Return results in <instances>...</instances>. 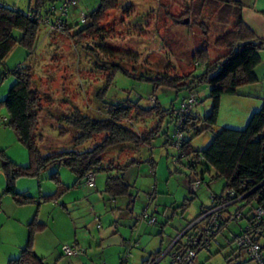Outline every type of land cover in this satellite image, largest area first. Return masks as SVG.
I'll use <instances>...</instances> for the list:
<instances>
[{
	"label": "rangeland",
	"instance_id": "rangeland-1",
	"mask_svg": "<svg viewBox=\"0 0 264 264\" xmlns=\"http://www.w3.org/2000/svg\"><path fill=\"white\" fill-rule=\"evenodd\" d=\"M193 1L118 0L116 8L109 10L100 22L101 28L106 30L102 32V36H87L80 41L72 38L68 30L51 31L48 26L41 24L31 53L28 54L29 50L25 46L17 44L0 65V101L6 97L15 81L12 71L20 66H32L34 85L41 97L42 106L35 131L41 154L91 149L102 135L75 147L74 139L79 132L60 123L55 115L70 114L78 108L89 116H102L95 96L97 90L104 86L109 70L102 71L95 67L93 61L96 58L99 64L118 62L133 76L140 72L153 75L165 72L181 76L193 68V75L203 72V66L195 65L191 54L195 45L205 39V36L214 56L216 55L218 50L212 44L216 33L211 26L215 13L206 7L202 18L188 15L187 7ZM0 2L26 11L29 7H34L37 0ZM52 4L58 10L59 0H42L40 9L43 16ZM98 5L99 0H78L77 5L71 7L67 14L70 31L83 27L80 12L87 15ZM57 12L50 15V19H54ZM184 18L189 19L188 23H183ZM174 19L178 21L175 22ZM200 21L206 22L207 34L200 27ZM13 36L20 37V32L13 31ZM108 49L115 53H110ZM94 54L97 55L96 58ZM260 64L264 66V51ZM3 73L6 74L2 75ZM128 74L121 70L114 74L104 93L105 100L114 102L127 98L132 101L139 99L142 106L150 107L153 96L158 99L161 109L168 111L171 105L178 106L188 95L187 90L176 91L164 86L154 89L152 82L139 80ZM256 84L257 86L243 85L234 95H222L217 121L211 129L196 134L190 127L184 132L191 149H204L213 135L223 128L243 129L251 113L262 105L259 96L250 95L262 91L264 79ZM209 90L210 85L206 82L195 90L198 103L193 108L194 119L190 121V125L197 124L200 129L206 126L203 118L211 108ZM249 92L250 95L247 94ZM5 118L7 109L0 103V150L4 153L0 152V165L7 158L15 164L26 166L30 163L28 148L18 141L11 127L4 125ZM157 126V136L149 145L138 149L131 144L120 150L119 147H113L104 155L103 167L109 166L108 161L124 164L129 159L137 160L124 171L125 179L131 185L130 192L134 195V202L130 206L132 211H128V216L121 215L122 210L113 208V201L103 192L101 182L105 181L108 173L105 170L95 174L96 186L93 188L87 187L84 179L76 183L75 176L66 166L53 165L37 176H21L18 179H23V189L28 191L24 194L34 197L35 202L19 205L9 195L2 193L6 176L0 168V211L5 212L0 215V264H8L10 259L19 256L29 239V224L35 218L44 223L45 227L40 229L37 224L32 225V248L37 255L45 257L44 264H141L144 258L154 253L158 255L156 260L160 259L158 264L169 263L170 254L175 249H170V246L180 236L183 227L192 224L189 222L196 218L200 209L211 205L212 195L221 193L224 180H211L214 177V171L211 170L193 190L192 184L188 182L198 177L195 174L200 172L202 166H197L194 171L178 161L176 146L167 140L172 131L169 114L165 113L162 118L155 113L142 117L135 120L132 128L142 132ZM181 160L184 162L183 158ZM55 173L68 188L54 199L44 200L57 190L58 183L52 179ZM18 190L16 189L17 192ZM39 203L41 204L38 205ZM127 203V197L116 200L120 207H125ZM110 220L116 221L111 227ZM229 225L225 230L228 239L220 233L216 237L219 244H212L209 251L200 250L194 264H236L237 261L233 258L235 243L230 246L228 244L233 236L240 233L245 221H231ZM107 229L109 240L113 242L101 244L102 230ZM194 230L196 229L181 237L180 243H185L187 236ZM114 241L123 244L121 246L124 252L121 253L120 260L116 254L118 248L115 247L120 245L116 242L114 244ZM258 242L260 245L264 244V235L259 236ZM64 245L71 246L79 253L64 255L61 250ZM261 253L264 259V250ZM242 257L246 259L244 264H256L244 254Z\"/></svg>",
	"mask_w": 264,
	"mask_h": 264
},
{
	"label": "trees",
	"instance_id": "trees-1",
	"mask_svg": "<svg viewBox=\"0 0 264 264\" xmlns=\"http://www.w3.org/2000/svg\"><path fill=\"white\" fill-rule=\"evenodd\" d=\"M41 4L42 0H37L34 7L22 11L18 7H9L0 2V65L3 64L4 59L17 44L25 46L29 50L28 54L31 53L39 34L40 18L43 16L40 9ZM117 4L118 0H99L98 7L87 14V21L85 23L80 22L83 25L81 29L70 31L71 26H68L67 17H65L62 19L61 30H68L72 38L77 41L96 34L102 36V32L106 30L101 28L100 22L109 10L116 8ZM49 7L45 10V15H50ZM206 7L215 13L211 26L216 35L212 44L218 52L214 56L205 35V39L195 45L191 56L195 65L203 66V72L199 75H193V68L181 76L170 75L165 72L155 75L140 72L136 74L137 76H133L128 74L118 62L97 63L98 58L94 54L96 60L93 61V64H96L95 67L102 71L109 70L104 86L97 90L95 96L102 116L95 118L82 113L78 108H75L70 114L55 115L60 123L79 132L74 139L73 145L75 147L82 146L85 142L102 135L101 139L91 149L85 151L71 150L48 155L41 154L35 131L38 114L42 110V106L41 97L34 85V70L30 65L20 66L13 70L15 81L9 88L6 97L0 101L7 109L4 125L11 127L15 131L18 141L28 148L30 163L21 166L7 158L3 159L0 168L5 173L6 185L2 193L9 195L19 205L33 203L35 202L34 197L16 191L15 183L21 176H37L48 167L60 165L70 169L77 183L79 180H85L89 171L96 174L100 170H105L108 173L105 179L104 193L113 200L119 197H127V207L129 211H132L130 206L134 202V195L130 192L131 185L126 181L124 171L137 160L129 159L124 164H114L108 161L109 166L103 167L104 155L113 147H119L120 150L124 149L125 145L131 144L138 149L140 146L149 145L152 139L157 136L159 126L142 132L134 130L132 126H134L135 120L142 117L151 116L155 113L162 118L167 113L172 121L173 129L172 109L174 105H171L167 111L161 109L157 98L150 107L142 106L139 99L132 101L127 98L114 102L105 100L104 93L114 74L121 70L139 80L152 82L154 89L164 86L176 91L187 90L188 93L195 95L197 86L204 82L209 84L208 97L211 99V108L203 118L206 126L200 129L197 124L190 125V121L194 119L193 109L184 120V132L191 127L196 134L211 129L216 123L222 95L237 94L238 88L241 86L260 81L255 69L262 62L264 38L258 37L243 20V4L233 0H194L191 6L187 7V14L202 18L203 10ZM262 14L264 16V12ZM188 20V18H184L182 21L186 24ZM174 21L177 22L178 20L174 19ZM199 25L204 29L207 28L204 21H200ZM15 30L20 32V37L13 36ZM205 33H208L207 29H205ZM108 51L112 54L115 53L111 49ZM167 140L171 141L170 135ZM177 151L178 161L187 168L195 171L197 166H202L200 172L195 174L198 177L190 179L189 184L196 180H200L202 183L204 175L211 170L214 171V177L211 180L216 178L224 180L223 190L219 195H212L211 203H220L232 198L234 200L239 199L233 204V212L239 211L241 216L233 219V221L237 223L245 221V225L235 237L246 231V227L249 229L254 227L251 235L255 234L256 229H259L260 233L258 236L253 235L251 239L253 242H258L259 236L264 235V216L256 219L253 210L259 205H263L264 201V183L261 184L264 181V98L261 107L251 113L243 129L228 127L221 129L213 135L210 143L202 150L191 149L189 140L183 135ZM0 152L4 155L2 150ZM181 158L184 159V162ZM52 179L58 183L57 190L53 195L46 196L44 200H52L68 188V186L63 185L57 173L52 175ZM229 190L233 191V196H229L227 193ZM205 209L202 208L196 218L201 216ZM229 222H231L229 219H222L219 232L222 231V228H227ZM34 224H37L40 229L45 227L44 223L36 221L35 218L29 224L30 235L26 246L21 249L19 256L10 259L8 264H44L43 258L39 257L32 248L31 237L32 225ZM198 227L199 224H196L192 229ZM188 232L184 235H187ZM177 243L179 240L174 243L172 249L175 245L177 246ZM231 243H234V238L231 239L229 245ZM235 246L236 252H233V258L236 259V264H244L246 259L242 257V254L249 259L246 255L247 247L236 244ZM260 247L262 252L264 245H260ZM157 257L158 255L155 253L150 254L143 259L141 264H152ZM120 264L123 263L120 262Z\"/></svg>",
	"mask_w": 264,
	"mask_h": 264
},
{
	"label": "built area",
	"instance_id": "built-area-1",
	"mask_svg": "<svg viewBox=\"0 0 264 264\" xmlns=\"http://www.w3.org/2000/svg\"><path fill=\"white\" fill-rule=\"evenodd\" d=\"M78 0H59L60 5L58 10L54 5L49 7L50 15H55L58 13L54 19H50V15L41 16V24L48 26L52 31H60L62 29V19L67 17V14L71 7L77 5ZM80 22L85 23L87 21V15L83 12H80ZM156 102L155 97H151V103L154 104ZM197 105L196 95L194 93H188L187 97L182 99L178 106L172 109V116L174 119V127L170 132L171 142L178 147L181 144L182 137L184 135V120L187 114ZM201 181L196 180L192 184L193 190L200 185ZM264 181L261 183L263 184ZM85 184L87 187L93 188L95 187V173L93 171H89L85 177ZM229 196H233V191H227ZM213 198H211V201ZM239 199H230L227 201H222L220 203H211L208 209H205V212L199 216L196 220L190 224L188 231L193 230V226L199 224L200 227L195 228L196 230L192 231L189 236H187V240L183 247L174 250L170 255V261L168 264H194V260L196 258L197 253L204 249L210 250L212 244L218 245V241L216 237L220 234L219 228L221 227L222 219H229L233 221L235 218H239L241 213L239 211L233 212V204H235ZM237 208V207H236ZM253 213L256 219H260L264 216V201L263 205H259L257 208L253 210ZM254 228V227H253ZM246 227V231H244L239 236L234 238V243L237 246L247 247L246 255L249 260H254L256 264H264V259L261 254V247L259 242H253L251 237L253 235H259V229H256L255 234L251 235L252 229ZM224 229V228H222ZM249 231V232H248ZM61 250L64 255L73 256L79 253L69 245H64L61 247ZM124 261V260H123ZM105 264V263H102ZM153 264V263H152Z\"/></svg>",
	"mask_w": 264,
	"mask_h": 264
},
{
	"label": "crops",
	"instance_id": "crops-1",
	"mask_svg": "<svg viewBox=\"0 0 264 264\" xmlns=\"http://www.w3.org/2000/svg\"><path fill=\"white\" fill-rule=\"evenodd\" d=\"M225 1H231V0H225ZM233 1H238V2H241L242 4H243V6H244V8H243V10H242V17H243V20L245 21V23L254 31V33L258 36V37H260V38H264V16H263V14H262V12H264V0H233ZM264 69V66H263V64H259L257 67H256V69H255V71H256V75H257V77L260 79V82L262 81V79H264V71H262ZM254 85H256L257 86V84L255 83ZM247 94H251L250 92L249 93H247ZM256 94V95H255ZM250 96H259L258 98L260 99H263L264 98V86H263V88H262V91L260 92V91H258V92H254V94H252V95H250ZM257 106H259V105H257ZM254 108V107H253ZM255 108H257V107H255ZM3 121H5V119L3 120ZM120 163V162H119ZM102 184H101V187H103L104 186V184H105V181H102L101 182ZM189 183V182H188ZM15 186H16V189L18 190V188L19 189H21V190H18V192H20V193H26V192H28L27 191V189H23L24 188V186H25V183L23 182V179L22 178H20V179H18L17 181H16V183H15ZM95 186H96V180H95ZM99 186H100V184H99ZM90 188V187H89ZM4 189V188H3ZM3 191V190H2ZM103 192H104V190H103ZM110 199H111V197H110ZM112 201H113V208H115V209H117V210H119V211H121L122 210V213H121V215H126V216H128V214L130 213V212H128L129 211V208L127 207V204H126V206L125 207H120V206H117V204H116V200L117 199H115V200H113V199H111ZM41 203H39L38 205H40ZM63 206H64V204H62ZM65 207V206H64ZM66 208V207H65ZM114 209V210H115ZM201 210V209H200ZM3 213H5L4 211H0V215H3ZM197 219V218H196ZM195 219V220H196ZM194 220H192V221H190L189 222V224L190 223H192ZM116 223V221L115 220H110V222H109V226L111 227L112 225H114ZM190 226V225H189ZM189 226H186V227H183V229H182V232H181V234H180V236L179 237H177V239H176V241L177 240H179V243H177V246L175 245V249L174 250H177V249H179V248H181V247H183L184 246V244L185 243H180V239H181V237H183V236H185L184 234H186L187 233V230H188V228H189ZM229 224L227 225V228H224V229H222V231L220 232L221 233V235H223L225 238H227L228 239V234H227V232L225 231L226 229H228L229 228ZM232 232V231H231ZM101 234V233H100ZM110 238H109V233H108V229H107V231L106 230H102V242H101V244H104V242H108L109 244H111L113 241H110L109 240ZM176 241L175 242H173L172 243V245L170 246V249H172V246L174 245V243H176ZM116 241H114V244H119L120 246H117V245H115V247H117L118 248V250H117V252H116V254H118L117 255V257H119V260L121 259V253H123L124 252V248H122V246L121 245H123L122 243H120V242H116ZM230 243V242H229ZM229 245V244H228ZM264 245V244H263ZM230 246V245H229ZM173 250V251H174ZM262 250H264V247H263V249ZM145 254H147V253H145ZM171 255V254H170ZM39 256V255H38ZM146 256V255H145ZM40 257V256H39ZM41 258H45V257H41ZM159 260L160 259H158V260H155V262L153 263V264H158L159 263ZM107 261V260H106ZM105 264H107V263H105ZM120 264V263H119ZM166 264H168V263H166Z\"/></svg>",
	"mask_w": 264,
	"mask_h": 264
}]
</instances>
